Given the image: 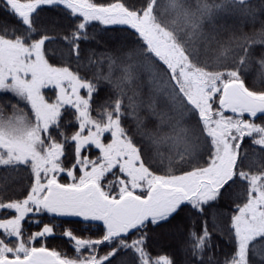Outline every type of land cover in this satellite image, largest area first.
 <instances>
[{
	"label": "snow or ice",
	"instance_id": "snow-or-ice-1",
	"mask_svg": "<svg viewBox=\"0 0 264 264\" xmlns=\"http://www.w3.org/2000/svg\"><path fill=\"white\" fill-rule=\"evenodd\" d=\"M0 264H264V0H0Z\"/></svg>",
	"mask_w": 264,
	"mask_h": 264
}]
</instances>
